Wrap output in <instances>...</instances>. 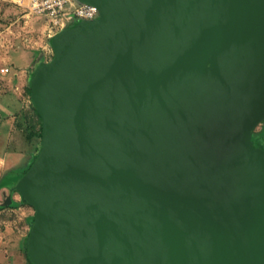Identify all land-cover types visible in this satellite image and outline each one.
Listing matches in <instances>:
<instances>
[{
	"label": "water",
	"instance_id": "1",
	"mask_svg": "<svg viewBox=\"0 0 264 264\" xmlns=\"http://www.w3.org/2000/svg\"><path fill=\"white\" fill-rule=\"evenodd\" d=\"M81 1L31 77V261L264 264V0Z\"/></svg>",
	"mask_w": 264,
	"mask_h": 264
},
{
	"label": "rangeland",
	"instance_id": "2",
	"mask_svg": "<svg viewBox=\"0 0 264 264\" xmlns=\"http://www.w3.org/2000/svg\"><path fill=\"white\" fill-rule=\"evenodd\" d=\"M26 3L0 0V97L10 89L1 68L4 64L17 70L16 75L23 76L26 86L21 130L11 139L7 132L0 136V264H34L28 254V239L36 209L11 188L33 164L42 142V121L28 90L31 77L56 52L52 39L43 34L42 18L26 15ZM251 136L255 145L264 149V118L252 129ZM6 192L11 193L9 200Z\"/></svg>",
	"mask_w": 264,
	"mask_h": 264
},
{
	"label": "built area",
	"instance_id": "3",
	"mask_svg": "<svg viewBox=\"0 0 264 264\" xmlns=\"http://www.w3.org/2000/svg\"><path fill=\"white\" fill-rule=\"evenodd\" d=\"M26 7L27 16L42 18L43 34L48 39L79 19H95L100 15L97 5L81 0H28Z\"/></svg>",
	"mask_w": 264,
	"mask_h": 264
},
{
	"label": "crops",
	"instance_id": "4",
	"mask_svg": "<svg viewBox=\"0 0 264 264\" xmlns=\"http://www.w3.org/2000/svg\"><path fill=\"white\" fill-rule=\"evenodd\" d=\"M1 68L2 72L8 76L10 89L0 97V136L7 132V137L11 139L21 130L26 86L23 76L20 73V75H16L17 70H14L11 65L4 64Z\"/></svg>",
	"mask_w": 264,
	"mask_h": 264
},
{
	"label": "trees",
	"instance_id": "5",
	"mask_svg": "<svg viewBox=\"0 0 264 264\" xmlns=\"http://www.w3.org/2000/svg\"><path fill=\"white\" fill-rule=\"evenodd\" d=\"M29 89V91H30V93H31V88L30 87H28ZM36 109V108H35ZM36 112H37V114L39 115V118H40V120L42 121V117H41V115L39 114V112H38V110L36 109Z\"/></svg>",
	"mask_w": 264,
	"mask_h": 264
}]
</instances>
